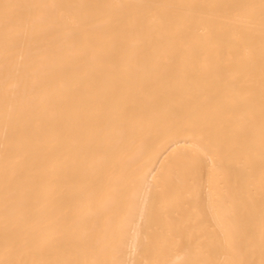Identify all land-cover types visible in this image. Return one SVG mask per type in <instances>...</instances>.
<instances>
[{"label":"bare ground","instance_id":"obj_1","mask_svg":"<svg viewBox=\"0 0 264 264\" xmlns=\"http://www.w3.org/2000/svg\"><path fill=\"white\" fill-rule=\"evenodd\" d=\"M0 264H264V0H0Z\"/></svg>","mask_w":264,"mask_h":264}]
</instances>
